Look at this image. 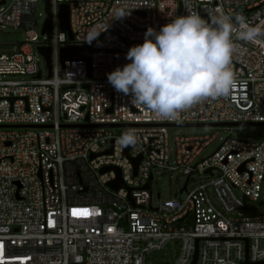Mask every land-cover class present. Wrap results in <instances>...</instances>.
I'll list each match as a JSON object with an SVG mask.
<instances>
[{
	"label": "built area",
	"instance_id": "2783aa9c",
	"mask_svg": "<svg viewBox=\"0 0 264 264\" xmlns=\"http://www.w3.org/2000/svg\"><path fill=\"white\" fill-rule=\"evenodd\" d=\"M0 1V27L22 28L25 36L0 52V264H150L149 252L169 242L172 264L264 260V213L232 214L243 206L234 189L264 206V139L230 137L226 125L216 148L198 158L213 134H176L172 146L167 135L181 122L264 124V36L239 40L235 19L264 26V0H48V34L41 31L44 0ZM60 3L70 39L58 25ZM188 13L210 24L232 18L236 85L179 119H156L117 92L107 73L130 62L128 49L143 43L149 27L159 31ZM67 44L90 47L89 75L82 59L60 64ZM37 46L50 49L49 75L38 67L45 62ZM127 131L137 135L134 146L118 143ZM112 166L117 188L108 184ZM173 168L185 175L181 195L153 204V170Z\"/></svg>",
	"mask_w": 264,
	"mask_h": 264
},
{
	"label": "clouds",
	"instance_id": "9594fccd",
	"mask_svg": "<svg viewBox=\"0 0 264 264\" xmlns=\"http://www.w3.org/2000/svg\"><path fill=\"white\" fill-rule=\"evenodd\" d=\"M235 19L239 40L254 42L264 36V26L249 25L243 16ZM234 32L227 15L217 16L212 24L196 13L176 16L159 31L149 27L143 43L128 49L130 62L107 73L108 83L132 103L145 106L154 118L179 119L181 112L202 100L229 95L236 85L231 69ZM137 139L135 132L127 131L118 143L134 146Z\"/></svg>",
	"mask_w": 264,
	"mask_h": 264
},
{
	"label": "rangeland",
	"instance_id": "374dc122",
	"mask_svg": "<svg viewBox=\"0 0 264 264\" xmlns=\"http://www.w3.org/2000/svg\"><path fill=\"white\" fill-rule=\"evenodd\" d=\"M42 16L37 17L35 32L40 37V24ZM25 36L22 28L3 26L0 27V52L12 51L18 42L24 40ZM38 67L41 74L45 75L47 72L42 60L38 61ZM210 135L209 142L200 150L198 158L204 157L213 151L221 138L226 135V125H169L167 127L168 143L172 146L173 135ZM230 137L236 139L246 140H260L264 139V124H232L228 132ZM196 180L195 177L187 182L190 186ZM185 181V175L177 168L173 169H155L153 170V177L149 181V190L151 191V202L155 204L158 200L165 197L180 196L179 189ZM156 192H159V198L156 197ZM234 193L239 195L243 201V206L237 208L232 212L234 214L238 211L241 214L252 215L264 213V206L259 202L250 200L243 196L238 190L234 189ZM175 243L169 242L158 250L149 252L150 264H172L174 257Z\"/></svg>",
	"mask_w": 264,
	"mask_h": 264
},
{
	"label": "water",
	"instance_id": "95a60500",
	"mask_svg": "<svg viewBox=\"0 0 264 264\" xmlns=\"http://www.w3.org/2000/svg\"><path fill=\"white\" fill-rule=\"evenodd\" d=\"M1 2V1H0ZM44 8L46 12V16L43 21V27L41 31H44L48 34L49 32V3L48 0H44ZM58 25L61 29L66 31L67 38H71V33L68 27V10L65 3H60L58 5ZM37 49L41 56L44 59L47 75L50 74V49L49 47L44 46H37ZM90 47L87 45H73V44H67L59 49V60L60 64L62 65L63 60L67 59H82L85 62L86 69H87V75H89V58H90ZM38 74H36L37 76ZM171 124V123H169ZM175 125H234V124H263L262 122H181V123H174ZM139 156H136L132 158V164H133V171L135 170V165L138 161ZM108 168V166H103L100 168L101 170H104ZM116 172L115 178L111 179L108 184L112 188H117L118 186L122 185V181L119 177V171L118 168L115 166H112ZM146 186V185H144ZM194 260V257H193ZM193 260L191 264L193 263ZM246 264H261L264 263V260L257 261V262H248L244 261Z\"/></svg>",
	"mask_w": 264,
	"mask_h": 264
},
{
	"label": "snow or ice",
	"instance_id": "6c2138e0",
	"mask_svg": "<svg viewBox=\"0 0 264 264\" xmlns=\"http://www.w3.org/2000/svg\"><path fill=\"white\" fill-rule=\"evenodd\" d=\"M86 214H87L86 210L80 213L76 212L75 210L73 211V215H86Z\"/></svg>",
	"mask_w": 264,
	"mask_h": 264
}]
</instances>
